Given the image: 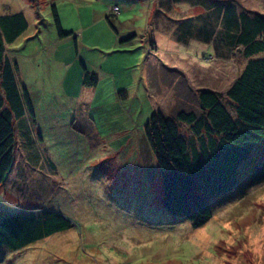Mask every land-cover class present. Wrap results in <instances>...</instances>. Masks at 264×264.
I'll use <instances>...</instances> for the list:
<instances>
[{"label":"rangeland","instance_id":"rangeland-1","mask_svg":"<svg viewBox=\"0 0 264 264\" xmlns=\"http://www.w3.org/2000/svg\"><path fill=\"white\" fill-rule=\"evenodd\" d=\"M227 1L264 14V0H0V15L22 12L27 22L6 53L31 111L25 106L13 121L16 163L0 183V220L47 210L70 222L20 247L1 224L12 244L0 242V264H264V173L212 196L211 218L194 227L163 208L159 170L143 141L155 110L199 115L201 89L227 104L244 59L204 36L225 32L215 6ZM52 4L71 33L62 39ZM79 60L98 67L90 70L99 75L92 101ZM113 127L117 138L99 147L94 128L110 135ZM252 156L240 177L261 158L264 165V146Z\"/></svg>","mask_w":264,"mask_h":264},{"label":"trees","instance_id":"trees-1","mask_svg":"<svg viewBox=\"0 0 264 264\" xmlns=\"http://www.w3.org/2000/svg\"><path fill=\"white\" fill-rule=\"evenodd\" d=\"M222 5L215 9L225 23V32L204 36L217 49L222 46L231 52L238 48L244 59L241 71L225 91L227 104L217 92L201 89L197 93L199 115L178 111L170 117L155 110L142 126L145 150L148 157L152 154L159 170L163 208L190 221L194 227L211 218L212 196L231 194L233 188L240 187L242 177L264 173L262 158L241 177L239 171L242 163L255 160L254 149L264 146V14L238 11L230 1ZM50 13L58 38L70 35L62 31L54 4L50 5ZM111 13L115 12L111 9ZM26 27L22 12L0 15V183L8 179L16 163L18 141L13 121L24 116L25 106L30 111L26 91L18 88L15 79L17 64L6 53V44L13 42ZM73 40L76 45V38ZM78 62L83 71L82 84L94 85L96 73L86 69L81 60ZM180 124L187 126L189 137L179 129ZM2 219L0 227L5 226L6 234L17 241L14 247L70 226L66 218L47 210L36 217ZM3 233L0 242L12 244L5 241Z\"/></svg>","mask_w":264,"mask_h":264},{"label":"crops","instance_id":"crops-1","mask_svg":"<svg viewBox=\"0 0 264 264\" xmlns=\"http://www.w3.org/2000/svg\"><path fill=\"white\" fill-rule=\"evenodd\" d=\"M75 51H76V50H75ZM90 67H91L90 69H88L87 67H86V69H88L89 71L92 70V69H96V70L98 71V67H96V66H90ZM79 68L81 69L80 65H79ZM81 71H82V69H81ZM94 72L97 74V81H96V83H95L94 85H90V86H87V85L82 84V86H83L87 91H90V93H91V95H90V96H91V101L93 100L94 94H95V92H96V89H97V86H98V83H99V75H98V72H96L95 70H94ZM82 73H83V71H82ZM145 83H146V81H145ZM143 84H144V83H143ZM148 86H150V85H148ZM22 88H23V87H22ZM121 90H123V92L127 93L126 90H124V89H121ZM116 93H117L118 98H123V97L121 96V93H122V92H120V90H117ZM100 95H101V93L98 92V96H100ZM98 110H99V109H98ZM98 112H101V111L99 110ZM100 115L103 116V114H100ZM100 115H98V116H100ZM84 123H85V122H84ZM94 133H95V134L98 133V146H99V147H104V145H108L109 143L113 142V141L115 140V138H117V134H118V133L116 132V127H113V128L110 130V135L102 134L101 132L97 131L96 128H94ZM126 137H127V140H129V139L132 138V136H131L130 134H127ZM143 141L145 142L144 137H143ZM143 141H142V142H143Z\"/></svg>","mask_w":264,"mask_h":264},{"label":"built area","instance_id":"built-area-1","mask_svg":"<svg viewBox=\"0 0 264 264\" xmlns=\"http://www.w3.org/2000/svg\"><path fill=\"white\" fill-rule=\"evenodd\" d=\"M111 9H112L114 12H116V11H117V6H113Z\"/></svg>","mask_w":264,"mask_h":264}]
</instances>
